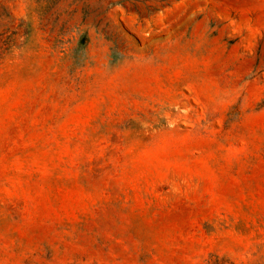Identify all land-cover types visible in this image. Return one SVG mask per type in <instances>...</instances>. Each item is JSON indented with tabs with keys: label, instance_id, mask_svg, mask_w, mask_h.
<instances>
[{
	"label": "rangeland",
	"instance_id": "rangeland-1",
	"mask_svg": "<svg viewBox=\"0 0 264 264\" xmlns=\"http://www.w3.org/2000/svg\"><path fill=\"white\" fill-rule=\"evenodd\" d=\"M0 264H264V0H0Z\"/></svg>",
	"mask_w": 264,
	"mask_h": 264
}]
</instances>
